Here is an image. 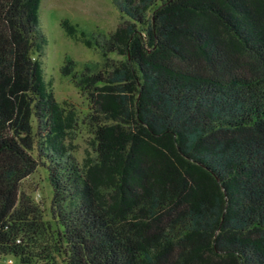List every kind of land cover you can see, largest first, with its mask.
I'll return each mask as SVG.
<instances>
[{
	"label": "trees",
	"instance_id": "1",
	"mask_svg": "<svg viewBox=\"0 0 264 264\" xmlns=\"http://www.w3.org/2000/svg\"><path fill=\"white\" fill-rule=\"evenodd\" d=\"M42 1L0 0V244L45 231L18 201L40 168L58 264H264V0H112L111 34L63 20L101 58L61 68L90 103L81 164L45 81Z\"/></svg>",
	"mask_w": 264,
	"mask_h": 264
},
{
	"label": "rangeland",
	"instance_id": "2",
	"mask_svg": "<svg viewBox=\"0 0 264 264\" xmlns=\"http://www.w3.org/2000/svg\"><path fill=\"white\" fill-rule=\"evenodd\" d=\"M121 16L112 0H43L39 10L40 25L46 38L45 81L52 88L57 103L74 115L76 123L67 143L79 164L83 162L93 138L86 126L90 103L70 77L61 75V68L70 58L80 72L85 65L100 63L101 58L95 49L84 45L79 33L73 38L68 37L61 28V22L69 20L78 31L111 34L125 21ZM47 177L46 171L39 168L20 183L18 191L21 210L29 216L40 217L47 224L45 231L18 228L1 242L0 263L15 264L13 257L4 255L11 252L27 254L35 264H58L63 261L54 238L55 226L50 216L53 194Z\"/></svg>",
	"mask_w": 264,
	"mask_h": 264
}]
</instances>
